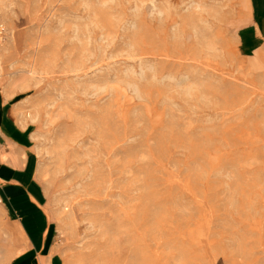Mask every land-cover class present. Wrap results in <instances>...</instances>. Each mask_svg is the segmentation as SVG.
<instances>
[{
	"label": "rangeland",
	"instance_id": "obj_1",
	"mask_svg": "<svg viewBox=\"0 0 264 264\" xmlns=\"http://www.w3.org/2000/svg\"><path fill=\"white\" fill-rule=\"evenodd\" d=\"M0 84L56 264H264V0H0Z\"/></svg>",
	"mask_w": 264,
	"mask_h": 264
},
{
	"label": "crops",
	"instance_id": "obj_2",
	"mask_svg": "<svg viewBox=\"0 0 264 264\" xmlns=\"http://www.w3.org/2000/svg\"><path fill=\"white\" fill-rule=\"evenodd\" d=\"M13 96L0 84V203L20 235V251L10 264H56L30 133L17 116Z\"/></svg>",
	"mask_w": 264,
	"mask_h": 264
}]
</instances>
